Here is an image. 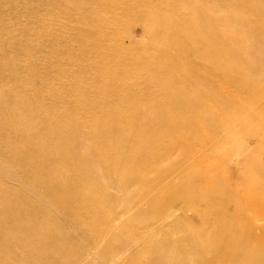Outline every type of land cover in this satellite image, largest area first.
I'll use <instances>...</instances> for the list:
<instances>
[{
    "label": "bare ground",
    "instance_id": "obj_1",
    "mask_svg": "<svg viewBox=\"0 0 264 264\" xmlns=\"http://www.w3.org/2000/svg\"><path fill=\"white\" fill-rule=\"evenodd\" d=\"M55 1L83 15L77 37L65 36L76 48L17 26L14 7L0 20L2 42L29 65L0 67V264H264V176L238 187L225 177L217 189L202 169L216 145L239 150L238 167L264 169V85L252 76L264 70V0ZM136 19L144 42L120 30ZM46 41L60 54L35 53ZM171 131L175 140H158ZM175 149V169L160 165ZM92 174L121 197L93 191ZM118 200L120 211L108 208ZM196 201L199 224L177 229Z\"/></svg>",
    "mask_w": 264,
    "mask_h": 264
},
{
    "label": "rangeland",
    "instance_id": "obj_2",
    "mask_svg": "<svg viewBox=\"0 0 264 264\" xmlns=\"http://www.w3.org/2000/svg\"><path fill=\"white\" fill-rule=\"evenodd\" d=\"M6 1V2H5ZM9 1H11V0H0V20H2V21H7L5 18H4V14H6L5 12H8V11H12V8H13V12H14V14H17L16 15V17H18V18H16V20L14 21L15 23L18 21V23H19V25H17V26H20V27H30V31H34V33H35V29H37V31L36 32H38L40 29L41 30H43L42 32H43V34H45V35H49V33L47 32L49 29V32L51 33L50 35V41L52 40V38H54V39H57V42L58 43H60V46H62V45H65V46H68V44H71V46L73 47V48H76V44H74L75 42H73V41H71V40H68L65 36H66V34L67 35H70V36H73V37H77V35H78V31H79V29L78 28H75L76 27V23H77V20H79V21H81V20H83V15L81 16V14H80V16L78 15V18L77 19H75V17L74 16H71V17H69L68 15H67V10H66V7H65V5H64V3H63V1H62V3H63V5H62V3L60 2V1H55V0H22V1H20V0H12L11 2H9ZM28 1V2H27ZM70 1V0H69ZM15 4H13V3ZM23 2V3H22ZM17 3V4H16ZM22 3V4H21ZM28 3V4H27ZM42 3H44V4H42ZM46 3H48L47 5H46ZM53 3V4H52ZM56 4V5H55ZM21 5V6H20ZM29 5V6H28ZM35 5H37V6H35ZM40 5H42V6H40ZM8 6H11V7H8ZM45 6V8H43ZM8 7V8H7ZM31 7V8H30ZM16 8V9H15ZM27 8V9H26ZM39 8V9H38ZM44 10H43V9ZM5 9V10H4ZM106 9H107V11H111L113 8L111 7V6H106ZM4 10V11H3ZM41 10V11H40ZM82 9H79V7H77V9L76 10H72L71 12H73V11H81ZM2 11V12H1ZM16 11V12H15ZM22 11V12H21ZM27 12V13H29V15L32 17V19H29V18H27V20H26V17H24V16H22L25 12ZM32 11V12H31ZM21 12V13H20ZM43 12H45V13H43ZM33 13V14H32ZM36 13V14H35ZM43 13V14H42ZM107 13H109V12H107ZM3 14V15H2ZM43 17V18H42ZM74 17V18H73ZM45 18V19H44ZM13 19V18H12ZM50 19V20H49ZM52 19V20H51ZM54 19V20H53ZM73 19H75V20H73ZM34 21V22H33ZM49 21V22H48ZM137 21V22H136ZM136 21L134 20L133 22H130V23H132V24H130L129 23V25H128V23H125V22H122L121 23V25H120V30L122 31V32H126L127 33V31L129 32L128 34L134 39V40H136V41H140V42H144V40H146V34H145V28L143 27V23L144 22H141L142 20H139V19H136ZM47 22V23H46ZM25 24V25H24ZM143 24V25H142ZM24 25V26H23ZM64 25L66 26V28H65V30H64ZM73 25V26H72ZM145 26V25H144ZM20 27H18V28H20ZM44 27V28H43ZM63 27V28H62ZM33 28H34V30H33ZM60 29V30H59ZM83 29V28H82ZM83 33V32H82ZM54 35V36H53ZM63 36V37H62ZM5 37H6V35H4L3 34V32H2V30H0V43H2V45L3 46H0V67H3V68H5L4 70H5V73H6V75L7 74H9V70H10V68L12 67V66H15V65H22L25 69H27L28 67H29V65H28V60L26 59V57L27 56H23L22 58L21 57H19L18 55H16V50H15V47H11V45H9L7 42H2V41H4V39H5ZM16 37H18V35L16 36ZM144 37V38H143ZM124 38H125V40H124ZM122 40H123V42H124V44H126V45H128L130 42L129 41H131V39H129V38H127L126 36L124 37ZM69 42H68V41ZM92 40H93V38L92 37H88L86 40H83V42H92ZM50 41H46V43H43V46H41L40 48H37V49H35V46L34 45H30V46H27L29 49H31V50H36L35 51V53H37L38 55L39 54H43L42 56L43 57H45V55H51V56H53V55H59L60 54V52H61V50L59 51V50H55V49H53V47L50 45L51 44V42ZM56 41V40H55ZM4 43V44H3ZM45 44V45H44ZM6 45V46H5ZM49 46V47H48ZM34 48V49H33ZM7 49H9V50H7ZM11 50H13V52L11 51ZM41 50V51H40ZM44 50H46V51H44ZM57 51L56 53L54 52V51ZM75 50V49H74ZM1 52H3L2 54H1ZM15 53V54H14ZM2 56H4V57H2ZM8 56V57H7ZM41 56V57H42ZM2 57V58H1ZM8 59H7V58ZM3 61H5V63L4 64H6L7 66H5V65H3ZM251 61H253V60H251ZM16 62H17V64H16ZM232 62V64H234V61H231ZM9 64V65H8ZM57 64H62V62L61 61H58L57 62ZM25 65H27V66H25ZM70 66L68 67V69H71V68H74L73 67V65H71V64H69ZM260 67V66H259ZM259 67H257V66H255V68H256V72H254L255 73V76H254V74H252V76H253V82L255 83V80H257V82H256V84H255V87H256V85H258V87H260V85L262 84V85H264V80L263 79H261V78H259V77H263L264 78V70H262L261 69V72L262 73H260V75L261 76H258V79H257V77H256V74H257V72L260 70L259 69ZM25 69H24V71H25ZM24 71H22L21 72V79L22 80H25V72ZM258 74H259V72H258ZM7 81H10V79H6ZM34 87H36V85L35 86H33L32 88H30V87H28V89L27 88H25L26 90H24V91H26V93L27 94H32L33 92H35V91H33L34 90ZM263 87V86H262ZM58 88H60V86L58 87ZM2 89H4V90H2ZM6 92H8V90H7V88L6 87H3V88H0V94H5ZM169 115V114H168ZM264 120V119H263ZM264 124V122H262V125ZM264 126V125H263ZM172 132V131H171ZM167 132V133H165L163 136H155V137H159L158 138V140L159 141H162V143H168V142H172L173 140H175L176 139V135L172 132ZM166 135V136H165ZM171 135V136H170ZM175 135V136H174ZM173 137V138H172ZM80 139H82V136H80L79 137ZM129 138H134L133 137V135H130L129 134ZM135 139V138H134ZM164 139V140H163ZM165 140H168V141H165ZM243 140H245L246 142H247V145H250V147H253L254 146V142H253V140L252 139H250V138H244ZM110 141V140H109ZM108 141V143H110V144H112V145H114L115 144V142L113 143V141H110L109 142ZM141 142H144V145L146 144V142H145V140H143V141H141ZM140 142V143H141ZM221 146V145H220ZM220 146H211L210 148H208L207 149V157H208V161L204 164V167L202 168L203 170H206L207 168V170L206 171H209V178H206V180L208 181H206L207 183H211L210 185H213V187L214 188H217V189H219L220 187H222V186H224V184H223V181H222V179H225V177L228 179V177L232 180V182H233V184L236 186V187H238V186H242V185H250L252 182H251V180H250V176H251V174H254V176L255 177H257V178H261V177H263L264 176V169L263 170H261L260 172H257L255 169H253V168H241L240 166L238 167V165H236V163H234L233 161H232V159H236L237 158V153H238V151L239 150H234L233 149V151L231 150L230 152H228V153H226V152H224V151H222L221 149H220ZM146 147V146H145ZM158 150V149H157ZM153 151V150H152ZM176 152H177V149H175V151H174V154L173 155H171V156H169V158L168 159H165V160H162V161H160V165H162V166H164V165H167V164H170V166H172V169H175V167L177 166V159H176V157H174L175 155H176ZM216 152V153H215ZM233 153V154H232ZM229 154V155H228ZM217 155V156H216ZM210 156V157H209ZM236 156V157H235ZM258 157V158H257ZM172 158H173V160H172ZM262 159L263 158V156H262V153H257L256 155H255V159L257 160V159ZM215 159V160H214ZM219 159V160H218ZM171 161H173V162H171ZM176 164V165H175ZM208 166H210V167H208ZM207 167V168H206ZM229 169H228V168ZM226 168V169H225ZM231 169V170H230ZM243 169V170H242ZM226 171V172H225ZM117 172V171H116ZM249 172V173H248ZM255 172V173H254ZM150 173H152V172H150ZM150 173L148 172L147 173V176H149L150 175ZM219 173V174H218ZM247 174V176H246V174ZM119 174L120 175H123L124 177H127V176H131V175H133V171H132V169H125L124 171H122V172H119ZM125 174V175H124ZM146 174V173H145ZM144 174V175H145ZM233 176H232V175ZM94 175V176H93ZM222 175V176H221ZM243 175V176H242ZM245 175V176H244ZM96 175L95 174H92L91 176H89L90 178H91V180H92V185H93V187L94 188H96V189H94L93 188V191H106V192H110V194H113L114 192H116V193H114L113 195H115L116 194V196L117 197H121V195H122V193H121V191H119V189H118V187L116 188L114 185H113V183H111V182H109L108 181V179H106V180H103V179H101L100 177H95ZM146 176V175H145ZM152 176H154V174H152ZM220 177H221V179H220ZM234 177V178H233ZM240 177V178H239ZM238 178V179H237ZM246 178V179H245ZM220 179V180H219ZM233 179L235 180V181H233ZM108 181V182H107ZM174 183H176V180L174 179V181H173ZM220 183V184H218V183ZM236 182V183H235ZM97 185V186H96ZM186 187H188V186H186V185H184V188H186ZM118 189V190H117ZM92 190V189H91ZM112 191H114V192H112ZM120 192V193H119ZM140 194H143V192L142 191H140L139 192ZM222 192L221 191H218V190H216V191H214V193H212V195H213V198H215V200H214V202H216V200L217 199H219L220 197H222ZM120 195V196H119ZM138 196H134L132 199H131V203L130 204H135L136 205V203H137V201H138ZM112 201H109V203L110 204H107V206H108V208H114V209H116V210H121V206L119 207V203H121L122 201H120V200H118V202L117 203H111ZM107 203H108V201H107ZM141 204H143V205H141ZM140 207H142L141 209H143V210H145V211H147V212H151L152 211V207H150V206H148V205H146L145 203H144V200H142L141 202H140ZM194 207V208H193ZM192 207V209L191 210H188V211H185V213L184 214H180V215H183L182 216V219H186V221H183V222H180V220L178 221L179 222V225H178V228L177 229H186L187 227H189V226H193V225H198L199 224V220H198V213L197 212H199V211H201V210H203L204 208H206V206L204 205V203L203 202H201V201H196L195 203H194V206ZM215 208H216V206L214 205L210 210H211V212H212V210L214 211L215 210ZM217 209V208H216ZM106 210H107V208H106ZM225 211L226 212H229V210L228 209H225ZM136 213H134L133 214V216L132 217H134V215H135ZM132 217H131V221H132ZM197 217V218H196ZM97 218H93V219H91V221H90V223H89V226L87 227V230H89L91 227H92V225H93V222L96 220ZM131 221H130V219H128V222H129V224H128V222H126V225L127 226H129L128 227V229L129 230H131V229H134L135 228V226L134 225H132L131 224ZM65 227H67L69 230H73V225L72 224H70V223H67L66 225H65ZM99 228H101V227H99ZM160 229L161 228H156L155 230H154V233H156L157 234V236L160 234ZM176 229V230H177ZM157 231V232H156ZM173 232V231H172ZM170 233L169 232V234L170 235H172L173 237H174V234L173 233ZM86 235L87 236H89V233H88V231H86ZM179 235V234H178ZM79 235L77 234V239L79 240V237H78ZM115 239V238H114ZM59 241V242H58ZM57 242H58V244L59 245H61V246H63V247H65L64 245L65 244H67L64 240H62V239H59ZM110 241L112 242L113 241V237L112 236H110ZM63 244V245H62ZM68 246H70L69 248L71 249V246L73 247L74 246V244H72V245H69V244H67ZM66 245V246H67ZM27 248L28 249H34V248H32V246L30 245V246H27ZM102 248L103 249H105V247H104V245L102 246ZM145 254H147V253H145ZM145 254H142V255H140V257H141V259L142 260H146V256H145ZM16 264H20V262H17L16 261ZM22 264H33V263H31V262H28V261H22Z\"/></svg>",
    "mask_w": 264,
    "mask_h": 264
}]
</instances>
